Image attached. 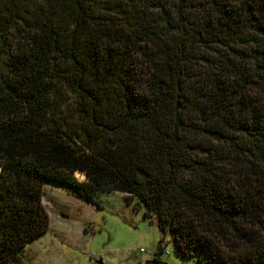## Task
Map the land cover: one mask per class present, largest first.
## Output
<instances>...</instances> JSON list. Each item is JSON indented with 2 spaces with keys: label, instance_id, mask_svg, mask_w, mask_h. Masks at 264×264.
I'll return each instance as SVG.
<instances>
[{
  "label": "trees",
  "instance_id": "1",
  "mask_svg": "<svg viewBox=\"0 0 264 264\" xmlns=\"http://www.w3.org/2000/svg\"><path fill=\"white\" fill-rule=\"evenodd\" d=\"M0 166V264L46 184L143 208L155 264H264V0H0Z\"/></svg>",
  "mask_w": 264,
  "mask_h": 264
},
{
  "label": "rangeland",
  "instance_id": "2",
  "mask_svg": "<svg viewBox=\"0 0 264 264\" xmlns=\"http://www.w3.org/2000/svg\"><path fill=\"white\" fill-rule=\"evenodd\" d=\"M97 200L100 206L76 198L65 187L46 184L49 228L24 248L25 264H155L141 250L158 248L163 235L145 219V210L128 204L118 192L99 191ZM164 245L160 264H182L170 235Z\"/></svg>",
  "mask_w": 264,
  "mask_h": 264
},
{
  "label": "built area",
  "instance_id": "3",
  "mask_svg": "<svg viewBox=\"0 0 264 264\" xmlns=\"http://www.w3.org/2000/svg\"><path fill=\"white\" fill-rule=\"evenodd\" d=\"M141 252H142V253H144V254H146V255H148V256H153V257H154V250H153V251H150V252H148V251H146V250L142 249V250H141Z\"/></svg>",
  "mask_w": 264,
  "mask_h": 264
},
{
  "label": "bare ground",
  "instance_id": "4",
  "mask_svg": "<svg viewBox=\"0 0 264 264\" xmlns=\"http://www.w3.org/2000/svg\"><path fill=\"white\" fill-rule=\"evenodd\" d=\"M77 176L84 179V176L83 175L77 174Z\"/></svg>",
  "mask_w": 264,
  "mask_h": 264
},
{
  "label": "water",
  "instance_id": "5",
  "mask_svg": "<svg viewBox=\"0 0 264 264\" xmlns=\"http://www.w3.org/2000/svg\"><path fill=\"white\" fill-rule=\"evenodd\" d=\"M0 168H1V166H0ZM84 178H85V176H84Z\"/></svg>",
  "mask_w": 264,
  "mask_h": 264
}]
</instances>
